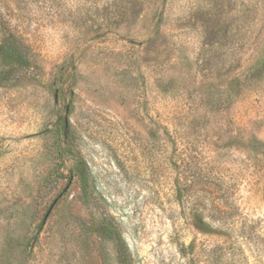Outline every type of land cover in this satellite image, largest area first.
Segmentation results:
<instances>
[{"label": "rangeland", "instance_id": "obj_1", "mask_svg": "<svg viewBox=\"0 0 264 264\" xmlns=\"http://www.w3.org/2000/svg\"><path fill=\"white\" fill-rule=\"evenodd\" d=\"M4 43L0 264H264V0H0Z\"/></svg>", "mask_w": 264, "mask_h": 264}, {"label": "trees", "instance_id": "obj_2", "mask_svg": "<svg viewBox=\"0 0 264 264\" xmlns=\"http://www.w3.org/2000/svg\"><path fill=\"white\" fill-rule=\"evenodd\" d=\"M8 38L12 39V37H8ZM0 57H2L3 59L10 60L13 66L17 67L18 69H24L28 65L27 54L22 50L7 49L6 43L0 46ZM11 74H12V69H10L5 73V76L3 77L2 80H6L7 78H10ZM127 256H128V251L125 245L122 244V247L119 250V259L121 263H125V264L128 263Z\"/></svg>", "mask_w": 264, "mask_h": 264}]
</instances>
